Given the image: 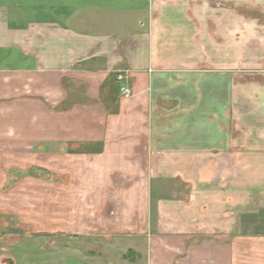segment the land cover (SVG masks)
I'll use <instances>...</instances> for the list:
<instances>
[{
    "label": "crops",
    "instance_id": "0c3cea01",
    "mask_svg": "<svg viewBox=\"0 0 264 264\" xmlns=\"http://www.w3.org/2000/svg\"><path fill=\"white\" fill-rule=\"evenodd\" d=\"M0 151L124 264H264V0H0Z\"/></svg>",
    "mask_w": 264,
    "mask_h": 264
},
{
    "label": "rangeland",
    "instance_id": "374dc122",
    "mask_svg": "<svg viewBox=\"0 0 264 264\" xmlns=\"http://www.w3.org/2000/svg\"><path fill=\"white\" fill-rule=\"evenodd\" d=\"M9 158L0 151V264L8 258L13 264L125 263L126 241L111 246L87 232L55 230L62 222L57 212L69 214L72 199L52 198L57 185L49 183L55 182L50 173L29 165L13 168Z\"/></svg>",
    "mask_w": 264,
    "mask_h": 264
},
{
    "label": "built area",
    "instance_id": "2783aa9c",
    "mask_svg": "<svg viewBox=\"0 0 264 264\" xmlns=\"http://www.w3.org/2000/svg\"><path fill=\"white\" fill-rule=\"evenodd\" d=\"M123 78H124V76L122 74H118L117 77H116V79L119 80V81H121ZM120 92L123 95V97H129L131 95V89L126 84H122L120 86ZM109 213L112 214L113 211L111 210V211H109Z\"/></svg>",
    "mask_w": 264,
    "mask_h": 264
},
{
    "label": "water",
    "instance_id": "95a60500",
    "mask_svg": "<svg viewBox=\"0 0 264 264\" xmlns=\"http://www.w3.org/2000/svg\"><path fill=\"white\" fill-rule=\"evenodd\" d=\"M7 261L9 262V264H12V260L11 259H7Z\"/></svg>",
    "mask_w": 264,
    "mask_h": 264
},
{
    "label": "flooded vegetation",
    "instance_id": "af4514ba",
    "mask_svg": "<svg viewBox=\"0 0 264 264\" xmlns=\"http://www.w3.org/2000/svg\"><path fill=\"white\" fill-rule=\"evenodd\" d=\"M7 261V260H6ZM8 262V261H7ZM8 264H9V262H8ZM13 264V263H12Z\"/></svg>",
    "mask_w": 264,
    "mask_h": 264
}]
</instances>
